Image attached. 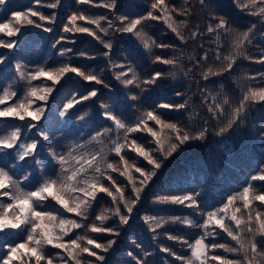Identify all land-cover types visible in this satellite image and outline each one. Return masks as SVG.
Wrapping results in <instances>:
<instances>
[{
    "label": "trees",
    "instance_id": "obj_1",
    "mask_svg": "<svg viewBox=\"0 0 264 264\" xmlns=\"http://www.w3.org/2000/svg\"><path fill=\"white\" fill-rule=\"evenodd\" d=\"M52 2L55 0H41L42 5ZM106 2L108 0H93L92 4H78L76 0H59L55 9L40 6L38 10L43 14L55 17L53 23L40 21L44 27L52 28L51 32L44 31L43 28L27 26L22 28L16 37L0 36L5 40H16L14 49L0 48V56L5 58L0 64V91L11 88L18 95H22L26 90L28 86L26 81L21 80L17 75L15 67L17 63L24 65L27 71H34L41 65L58 67L60 64L70 63L95 73L107 85L105 87L89 83L75 74H69L55 86V90L47 101L44 117L39 122H32L36 124L34 129L29 130L24 121L11 118L0 120V135L7 134L14 127H20L22 141H38L35 158L28 157L24 161H17L14 155L8 156V153H5L0 155V167H6L16 179L22 180L24 175L30 173L29 179L24 181L22 186L27 190H33L43 179L55 177L59 172V166L52 160L49 148H54L57 153L62 154L76 144L90 141L95 133L104 128L114 127L112 122L103 116L105 110L100 107L102 103L109 105V110L122 120L132 124L142 112L153 110L159 103L179 104L187 100L189 107L186 109H156V111L164 119L194 131L204 127V122L207 121L206 139L189 142L164 161V166L141 193V198L130 214L127 224L120 225L118 218L115 217L106 222L105 226L114 228L119 235L87 233L100 243L106 244L108 240L115 241L108 252L100 253L105 256L103 264H136V259L144 261L145 264H182V261L161 249L169 248L179 256H189L190 250L186 244L177 240H169L168 236L182 237L192 243L203 233V229L179 222L173 223L171 218L187 217L194 219L196 224H202L205 218L203 213L222 207L229 195L241 192L249 184L257 191L264 192V182L251 180V177L259 172L261 166H264V103H249L237 124L222 135L216 134L219 128L227 122L232 107L239 103L249 87H264V77L261 76L264 73V62H260L264 57V22L259 17L248 14L247 11H241L236 7L234 0H204L203 4L199 0H187V2L167 0V3L177 10H189L187 16L173 14L177 20L188 21L187 28L182 29L184 35L189 37L187 42H181L162 21L148 20L142 27L156 44L173 45L174 47L153 46L148 51L143 48L141 41L130 33L109 29L108 34L104 35L97 30V34L103 40L111 42L112 48L109 50L88 34L62 31L64 25L68 23V16L73 12H82L94 18L106 16L119 27L117 17L128 16L131 19L146 15L153 0H116L115 9L98 6ZM29 7L36 8L34 0H6L4 5H0V21L11 18L13 12L25 11ZM220 17L225 18L232 29L231 35L221 36L219 43L222 54L231 51V41L235 36L248 31L253 25L255 28L250 33V42H245L243 49L245 55L237 59L233 68L221 76L204 80L201 73L209 66L214 69L222 67L220 62L214 59L217 49L216 34L208 33L206 30L210 23L215 26ZM78 24L95 30L94 25H88L84 21H78ZM101 25L107 27V21H101ZM192 31L198 32L195 39L190 38ZM61 36L65 39L57 44L56 41ZM63 49L72 51L60 56L59 53ZM82 52L86 55L81 56ZM105 52L109 55L105 56ZM205 53L208 56L207 60L202 59ZM156 56L164 59L180 57L183 71L162 63H153ZM113 65H125L126 67L121 69ZM129 65L134 68L141 80L150 78L155 72L165 74L175 72L176 76L173 78L165 75L154 85H143V90L134 87L125 88L115 79V73L121 70L126 71ZM184 72L188 75H184ZM39 83L41 81L33 82V84ZM48 83L51 84V81ZM92 89L97 90L96 97L76 105L64 117L59 115L63 110L62 105L73 95H86ZM204 89L213 95L219 93L220 96H227L230 100V104L225 105V115L220 116L219 119H213L207 106L202 104L203 96L206 94L202 92ZM177 92L182 95L177 96ZM129 95H136L138 99L132 101L128 98ZM192 113L198 115L190 120L189 116ZM82 115L84 118L79 119ZM41 132H46L50 139L43 140L40 136ZM119 135L123 142V132L121 131ZM116 136L117 133L113 131L108 137H104L103 145L92 142L87 145V149H81V151H99L103 147L110 161H118L119 157L109 151L112 147L109 140L115 139ZM130 139H136L138 143L148 148L155 147L153 143H150L152 138L144 132L132 133ZM122 154L129 159H135L138 166L150 167L146 161L128 149H125ZM37 159L41 161L40 165L35 163ZM13 164H15L14 168ZM111 175L118 183L127 185V181L118 173H111ZM134 175L138 174L134 173ZM197 193L199 195H195ZM125 194L131 196L130 185ZM185 194L195 195L199 209L156 202L157 196ZM111 206V199L101 193L89 210L87 220L71 213H64L54 202H46L43 210L58 212L62 216L76 219L87 226L95 221V216L102 209ZM254 206L264 210V206H261L259 202H254ZM122 211H124L123 208ZM146 216L162 218L168 223L153 232L144 222ZM96 223L99 224L98 221ZM84 234H86V227L73 230V233L65 239ZM20 238L16 232L0 233V260L7 253L6 245L17 243ZM256 239L261 240L259 236ZM206 242L227 243L235 246V242L219 229H215L214 234L209 236ZM47 252L55 256L60 250L49 247ZM215 254L226 256L229 259L242 258L226 253L222 249H217ZM61 255L64 253L61 252ZM87 259L95 260L94 257ZM56 264H59L58 259Z\"/></svg>",
    "mask_w": 264,
    "mask_h": 264
},
{
    "label": "snow or ice",
    "instance_id": "obj_2",
    "mask_svg": "<svg viewBox=\"0 0 264 264\" xmlns=\"http://www.w3.org/2000/svg\"><path fill=\"white\" fill-rule=\"evenodd\" d=\"M5 2L6 0H0V5H4ZM76 2L78 4H92L93 0H76ZM199 2L203 4L204 0H199ZM34 3L36 8L29 7L25 11L13 12L11 18L0 21V36L16 37L21 29L27 26H35L51 32L52 28L44 27L40 21L53 23L55 17L43 14L38 8L44 6L55 9L59 4V0L46 5H42L41 0H34ZM234 3L241 11H247L248 14L257 16L264 22V0H234ZM98 6L115 9L116 0H108V2ZM174 13L187 16L189 10H177L169 5L167 0H153L146 15L131 19L128 16L117 17L119 27L108 20L106 16L94 18L82 12H73L68 16V23L64 25L62 31L65 33L88 34L103 44L105 49L109 50L112 48L111 42L103 40L97 34V30L104 33V35L108 34L109 29L130 33L140 40L143 48L148 51L153 46L169 48L174 46L156 44L143 30L142 25L148 20L162 21L181 42H187L189 37L184 35L182 29L187 28L188 21L177 20L173 15ZM78 21L94 25L95 30L78 24ZM101 21H107V27H103ZM253 28H255V25L249 28L248 31L235 36L231 41V51L222 54L219 43L221 36L231 35L232 29L223 17L217 20L215 26L210 23L206 30L208 33L216 34L217 49L214 59L220 62L222 67L214 69L209 66L201 73L202 79L208 80L210 77L221 76L225 72H229L237 59L245 55L244 45L245 42H250L249 37ZM197 35L198 32L192 31L190 38L195 39ZM64 39L65 37L61 36L56 43L59 44ZM15 47L16 40L0 38V48L12 50ZM71 51V49H63L59 55L64 56ZM80 55L84 56L86 54L82 52ZM104 55L108 56L109 53L105 52ZM4 59L0 56V64L4 62ZM180 59V57L164 59L161 56H156L153 63H162L173 68H180L183 71ZM202 59H208L207 53ZM260 62H264V57L261 58ZM15 67L18 77L26 81L28 86L22 95H18L11 88L0 91V120L11 118L24 121L27 123L29 130L36 127V124L32 123L33 121L39 122L44 117L47 101L55 90V86L60 84L69 74H75L83 81L107 87L100 76L70 63H63L58 67L41 65L34 71H27L25 66L20 63H17ZM113 67L124 69L126 66L113 65ZM165 75L174 78L176 73L155 72L151 74L150 78L141 80L134 68L129 65L126 71L121 70L115 73V79L125 88L134 87L143 90V85H154ZM184 75L187 76L188 73L184 72ZM261 76L264 77V73ZM34 81H41V83L33 84ZM48 81H51V84ZM202 92L206 93L203 96L202 104L207 106L212 118L219 119L220 116L225 115V105L230 104L228 97L220 96L219 93L213 95L207 92V89L202 90ZM97 95L96 89L88 91L86 95H73L71 99H68L62 105L63 110L60 111L59 115L61 117L66 116L76 105ZM176 95L180 96L182 94L177 92ZM128 98L132 101L138 99L136 95H129ZM209 100H211V103H209ZM9 101L12 102L9 103ZM249 103H264V87H249L239 103L232 107L227 122L219 128L216 134L222 135L237 124ZM100 107L105 110L103 116L111 121L114 127L104 128L102 131L95 133L90 141L84 144H76L62 154L57 153L54 148H49L48 151L52 160L59 166V172L55 177H47L33 190H27L22 185L24 181L29 179L30 173L24 175L21 180L14 178L6 167H0V233L16 232L21 237L19 242L6 245L7 253L0 260V264H56L57 259L59 264H97V262L103 264L105 256L100 253L108 252L115 241L108 240L106 244L100 243L87 233L119 235V232L114 228L105 226L106 222L115 217L118 218L120 225L127 224L130 214L141 198V193L164 166V161L172 157L182 146L189 142L202 141L207 137V121L204 122V127L194 131L164 119L156 111V109H186L189 107L187 100L179 104L159 103L153 110L142 112L136 118V122L132 124L115 115L113 111L109 110V105L102 103ZM197 115V113H192L189 119L191 120ZM83 118V115L79 117V119ZM113 131L117 133V136L115 139L109 140L112 145L109 151L119 157L118 161H110L103 147L99 151H81V149H87V145L92 142L103 145L104 137H108ZM121 131L123 132V142H121L119 135ZM140 132L147 133L152 138L150 143H153L155 147L148 148L138 143L136 139H130V134ZM21 136L20 127H14L7 134L0 135V155L14 153V159L17 161H24L28 157L35 158L38 141L24 142L21 140ZM40 136L45 141L50 139L46 132H41ZM125 149L141 157L150 167L138 166L135 159H129L122 154ZM35 163L40 165L41 161L37 159ZM12 167L14 168L15 164ZM111 173H118L127 181V185L118 183ZM134 173L138 175H134ZM251 180L264 182V166H261L259 172L253 175ZM129 185L131 186V196H126V189ZM101 193L111 199L112 206L102 209L95 216V221L87 226L76 219L62 216L58 212L43 210V205L46 202H54L64 213H71L76 217L87 220L89 210ZM195 195L157 196L156 202L185 205L189 208L199 209ZM254 202H259L261 206H264V192L257 191L249 184L241 192L229 195L227 202L222 207L203 213L202 215L205 218L202 224H196L194 220L187 217L183 219L179 217L171 218L173 223L179 222L190 227H198L203 229V233L192 243L182 237L168 236L169 240H177L186 244L190 250L189 256H179L169 248H162L161 251L174 256L177 260L182 261V264H264V210L256 208ZM122 208L124 211H122ZM144 222L148 224L153 232L168 223L162 218L148 216L144 217ZM85 227L86 234L65 239L73 233V230ZM209 229H213V231H209ZM215 229L225 233L231 241L235 242V246L227 243H207V238L214 234ZM257 236L261 238L260 241H257ZM49 247L58 249L60 252L53 256L47 252ZM217 249H222L226 253H232L242 258L229 259L226 256L215 254ZM61 252L64 255H61ZM88 257H94L95 260L87 259ZM134 259L136 258L134 257ZM136 264H145V262L136 259Z\"/></svg>",
    "mask_w": 264,
    "mask_h": 264
},
{
    "label": "rangeland",
    "instance_id": "obj_3",
    "mask_svg": "<svg viewBox=\"0 0 264 264\" xmlns=\"http://www.w3.org/2000/svg\"><path fill=\"white\" fill-rule=\"evenodd\" d=\"M24 142H25V141H24ZM83 143H84V142H83ZM9 155H14V153H11V154L8 153V156H9ZM192 220H194V219H192Z\"/></svg>",
    "mask_w": 264,
    "mask_h": 264
}]
</instances>
